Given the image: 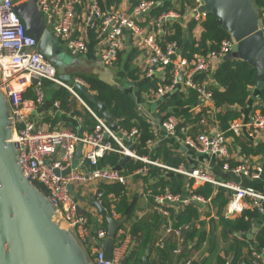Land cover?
I'll use <instances>...</instances> for the list:
<instances>
[{
  "label": "built area",
  "instance_id": "1",
  "mask_svg": "<svg viewBox=\"0 0 264 264\" xmlns=\"http://www.w3.org/2000/svg\"><path fill=\"white\" fill-rule=\"evenodd\" d=\"M19 0H0V90L7 97L12 112L13 141L19 151V163L24 174L32 181L41 183L47 190V195L57 206L59 212L73 228L80 239L90 244L96 264H121V246L130 242L131 236L126 228L118 230L117 237L121 244L114 248L111 260H106L101 246L107 236L106 228H99L96 236H92V229L86 213L76 197L77 188L90 183H120L128 184L130 175H148L149 167L153 164L176 173L186 175L195 181L210 182L225 187L233 192V201L227 216L231 217L237 212L243 211L250 199L255 205L264 200V194L257 193L252 187L238 185L237 183H223L216 181L206 170L198 168L192 171L183 166L170 167L158 161H153L147 156L139 155L134 147L139 141L140 131L138 127L130 130H114L104 117L99 116L89 104L74 89V85L65 82L58 76L57 66L47 59L39 49L36 38L29 35L22 18L16 13L15 6ZM38 8L45 18L48 26L52 28L54 35L65 45L73 57L87 55L88 42L81 36L75 35L74 23L78 7L86 4L87 22L99 33L103 34V43L99 52V59L106 66L111 67L117 63L118 55L126 46L125 33L129 31L138 39V44L146 49L149 55V69L146 77H153V68L165 69L173 64L174 71L170 83L162 82L154 90V97L163 100L178 91V85L184 84L186 89L192 88L199 93L201 100L212 101V85L208 74L214 59H223L232 49L233 40L222 41L218 50L208 54L197 52L189 61L181 57L178 44L174 41H166L165 48L153 35H149L147 29L138 22L148 16L158 2L143 0L135 5L130 13L117 10L114 7L103 8L101 0H36ZM206 12H196L193 19L201 23L206 18ZM179 17L174 12H165L155 18L157 34L164 36L165 24L168 20ZM264 31V19L262 28ZM176 56V57H174ZM205 74L201 80H195L196 74ZM33 79H37L34 83ZM48 80L56 85L67 88L75 98L79 99L85 108L94 116L97 123L92 132H83L67 129L65 127L54 128L49 123H39L31 118L38 107L46 98L44 81ZM166 81V80H165ZM79 82L88 87L86 82L76 77L74 83ZM73 83V84H74ZM33 88V97H25L28 89ZM55 108H61L59 101L54 102ZM181 120L171 115L161 122L166 134L170 137L177 135V129ZM250 130H264V113L256 112L250 119L233 120L228 128L233 136L241 137ZM254 131V132H255ZM256 133V132H255ZM252 134V133H250ZM131 140V144L127 142ZM82 143L86 147L82 150L80 161L75 163L77 146ZM186 145L194 147L201 153H210L221 159H229L230 151L227 143L226 131L218 133H201L195 139L186 140ZM117 152L121 155H129L130 158L141 160L145 163L132 174H126L124 170L112 166H100L99 159L106 153ZM77 164V166H75ZM226 168L230 167L228 163ZM70 168L67 174L64 172ZM233 172L243 173L254 178L264 177V169L260 166L252 171L248 165L241 164L233 167ZM111 197V208L115 212L114 196ZM103 202V193L96 191V201ZM210 198L187 192L175 194L169 190L154 195L155 208L161 213L170 216L169 208H184L190 203L205 204ZM193 229V223H187L179 227L173 225V219L166 222L164 233L156 241V248H164L168 236L177 239V247L174 252L181 254L186 242L185 233ZM264 246L260 251L253 252V264H264L262 261ZM188 261L187 263H189Z\"/></svg>",
  "mask_w": 264,
  "mask_h": 264
},
{
  "label": "crops",
  "instance_id": "2",
  "mask_svg": "<svg viewBox=\"0 0 264 264\" xmlns=\"http://www.w3.org/2000/svg\"><path fill=\"white\" fill-rule=\"evenodd\" d=\"M172 1L173 9L169 12H174L178 14L179 17L168 20L166 24L171 21H180L184 31L187 32L188 24L191 20H193L194 13L199 11L200 2L199 0H184V3L182 2V0ZM133 7L134 6L132 5L131 0H122L119 6L114 8L121 12L130 13ZM261 11L262 12L260 13V11L258 10V13L263 21L264 7L261 9ZM149 17L150 16L148 15L143 19L139 20L138 22L143 28L147 29L149 35H153L155 39L159 43H161L162 36L157 34L156 32L157 26L155 25V18ZM86 18L87 6L85 4L83 6L78 7L77 9L74 23V32L75 35L83 37L88 42L89 52L87 55L73 57L75 59V66L87 67L90 70L89 73L98 75L107 83L114 86H118L134 96L140 114L143 115L149 122H151L152 130L157 136L156 140L148 142L149 147H155L158 144L166 141L169 146L172 147V149H174L177 153L180 154V156L184 158V162H182L179 166H183L186 170L192 171L194 169L201 168L206 170L216 181H220L223 183L231 182L237 183L241 186L252 187L257 193L264 194V177L254 178L252 176L244 175L243 173L237 174L232 170L233 167L230 164L231 162L237 163L236 166L241 164L248 165L252 171L256 170V168L260 166L264 169V154L245 155L241 151L242 147L236 140V136H233L232 134L227 135V143L231 155L229 159H221L216 155L210 153H201L197 151V149H195L194 147L191 148L190 146L186 145L187 139H195L201 133H218L223 131L220 128L218 121L216 120V112L218 110L215 107L213 100L205 101L200 99L197 104L191 106L190 108H187L188 110L192 111L195 115L202 111H205V114L197 124L191 121L187 122L185 127L182 128L181 132H177L176 136H168L164 128L161 126V122L166 119L163 118L164 113H162L159 109L160 103L162 101L157 100V98L154 97L153 93L155 89H150L149 91H142L140 88L141 83L147 78L146 72L150 67L149 55L146 49H144L140 46V44H138V39L134 37L132 33L126 31V46L121 52L119 60L114 66H106L99 59V52L103 43V34L97 32L89 24V22H87ZM202 31L203 28L201 24H197L196 28L193 31V35L197 39H199L202 35ZM62 46L64 48V51H66L65 49L67 48L65 47V45L62 44ZM132 50L136 51V53L133 60L129 62V70L133 71L134 75L138 77L137 79L130 77L127 70L125 69L127 57ZM223 60L224 58H220L214 59L212 61L211 70L208 74V79L211 85L215 84L213 74ZM153 70L154 74L152 78L157 79L158 84L166 82L165 69L156 66V68H153ZM58 71L61 72V69L59 67ZM61 75H67V73H61ZM61 79H63L64 81L66 80V78L62 77ZM73 83L70 84L74 85ZM177 88L178 91H186V88L182 83L178 85ZM29 90L33 92L32 87L28 89L27 93L29 92ZM45 90L46 98L44 102L38 107L36 113H33L31 115V118L41 124L49 123L54 128L65 127L67 129L79 132V129L83 128L82 115L75 114L74 109L65 110L62 107L58 109L55 108V101H52L51 99L49 87H46ZM248 91L249 94L246 98L245 104L236 105L233 107L241 111V118L239 119H242L244 121L250 119L251 116L256 112H263L264 108V100L261 95V89L258 88V85L256 84L254 86H249ZM80 107L81 106L79 105V107L77 106L76 108L79 109L82 114L85 113V106L84 109L83 107ZM56 119L57 121L54 122ZM182 121L183 120H181V123ZM87 129L88 126L86 130H83V132H89ZM254 131L255 130H250V133L252 134L246 132L243 136L239 138L242 141L251 142L250 146L255 147L259 143L264 142V130L255 131L256 133ZM85 149L86 147L82 145V150ZM222 162L224 163L222 164ZM226 163L229 164V168L225 167ZM134 177L136 178L135 182L133 179ZM186 179L192 178L186 176ZM202 184L203 183L194 180V187H198ZM214 185H216V187H220V185L218 184ZM146 187L147 185L142 177H139L137 175L129 176L128 184L126 185L127 195L130 201L135 200V198H137V203L132 218L129 221L125 219L126 221L122 223L121 227L126 228L129 232L132 223L137 221L142 226V233L140 240H137L136 238L132 237V234L129 233V235L131 236L130 242L126 243L125 245H122L121 251L123 259L128 254L130 255L132 250H138V257H140L142 260L147 249H149V262L154 263L155 257L157 256L155 251L156 248L154 249L155 243L160 238L161 234L164 233V226L166 225V222H168L172 218L171 215H165L164 213H161L158 208H155V201H152L150 199L149 193L146 191ZM97 188V183H90L88 185H84L77 188L75 194L84 212L87 214H91L97 220L100 229H107L108 225L107 227L102 226L103 216L98 207L94 205V202L96 201ZM189 189V184H186L184 193L188 192ZM232 199L233 197L230 196L229 202L226 204V206L221 212H219V208L216 204H214L212 198H210L207 203L199 205V221L193 223V228L194 226L197 227L198 231L205 232L207 236L206 240H204L201 244L197 243V238H195L194 240L186 241L184 243L182 253L185 251L188 252V261H197L199 263L203 262L204 264H215L217 262L218 257L222 256L225 257L228 262H230V260L235 254L233 245L234 237H239L245 242V246L242 248L243 255L241 259L246 261L247 264H253V252L260 251V249L258 248L259 242L256 240V236L258 235L261 228L264 226V200H261L259 205H255L252 200L246 199V209H256L259 211L260 215L257 218L252 219V228L249 232H234L233 234H230L231 230L229 229V231L227 232L228 229L225 227L224 220L226 218L236 219L240 217L243 212H237L231 217L227 216L228 210L233 201ZM169 209H173L178 212L183 208L177 207ZM113 217L115 219L123 218L120 217V215L117 213L113 215ZM158 217H160L159 220H161L162 223L159 224V229L156 232L153 228L150 227V225H146L142 222L144 221L147 224H153L154 222H156L155 220ZM54 219L59 224V227L62 230L66 231L67 235H69V238L72 239V243H75L74 248L78 253L77 255L80 257V263L96 264L90 244H86L80 239L77 232L68 225V223L65 221L61 214H56L54 216ZM153 236H157L158 238L153 241ZM117 239L118 240L116 241L115 248L117 247V245H119L118 243L120 242V239L118 237ZM145 239H147L149 242L146 246L144 245V242L147 244V241ZM166 239H171L175 241V238L173 236H168ZM151 245H153L152 252ZM181 254L169 252V258L167 259L168 264H179L178 260ZM261 260L264 261V254H262Z\"/></svg>",
  "mask_w": 264,
  "mask_h": 264
},
{
  "label": "trees",
  "instance_id": "3",
  "mask_svg": "<svg viewBox=\"0 0 264 264\" xmlns=\"http://www.w3.org/2000/svg\"><path fill=\"white\" fill-rule=\"evenodd\" d=\"M122 0H101L103 8H110L112 6L118 7ZM143 0H131L132 5L135 6ZM158 2L156 7L152 9L149 14V18H158L161 14L168 12L173 9L172 0H154ZM184 3L185 1L182 0ZM256 7L262 12L261 9L264 7V0H256ZM197 24H201L203 31L199 39L193 35V31L196 28ZM166 34L161 38V44L165 48V42H176L178 44V49L181 54V57H186L191 61L193 56L197 52H202L203 54H208L210 51L218 50L221 46V43L225 39H232L231 34L223 27L222 23L218 20L211 12H207L206 18L198 23L194 19L191 20L188 24L187 32L184 31L180 21H171L168 22L165 26ZM136 51L132 50L128 57L127 62L125 63V69L127 70L130 77L137 79L138 77L134 75L133 71L129 70L131 62L135 56ZM118 55V59L120 58ZM176 57V56H174ZM58 69V67H57ZM174 67L173 64L165 68L166 72V82L170 83L173 77ZM61 74L58 71V76ZM74 77V78H73ZM70 80L66 79L65 81L70 83V81L76 77L83 79L91 92H93L98 102H102L106 107L114 121L118 124L120 129L130 130L133 127H138L140 131L139 141L135 144V151L139 155L147 156L153 161H158L162 164H165L170 167H178L184 158L180 156L169 144L164 141L158 144L155 147H149L148 142L157 139L155 132L152 130V124L149 122L143 115L140 114L138 110V105L134 96L118 86L111 85L100 78L98 75L93 73H76ZM206 77L205 74H196L195 80L201 81ZM213 79L215 84L212 85L211 89L213 92V101L215 107L217 108L216 120L219 123L220 128L223 131H226V135H231V132L228 131L230 122L241 118V111L233 108L236 105H244L246 98L248 97L249 86H254L258 82V71L257 69L250 64L249 62L242 59H233V60H223L213 74ZM44 86L49 87V92L52 101H59L61 107L65 110L74 109V113L82 115L83 117V129L86 130L88 126V131L92 132L97 121L94 116L87 110L85 113L77 109V101L74 95L65 87L61 85H56L51 81L45 80ZM45 87V88H46ZM158 80L154 78H146L140 85L142 91H149L150 89H157ZM81 97L89 104V106L101 117L103 116L102 111H100L97 106L86 98L83 94H80ZM261 95L264 100V88L261 89ZM25 97H33V92L29 90L25 94ZM200 101L199 93L192 88L186 89V91L179 90L171 96L165 98L160 103L159 109L164 113L163 118H167L171 115L177 116L179 119L183 120L182 123L178 126L177 132L180 133L182 128L185 127L187 122L198 123L200 119L204 116L205 111H202L198 114H194L192 111L188 110L191 106H194ZM264 113V108H263ZM57 119L54 121L56 122ZM236 140L242 147L241 151L245 155L250 154H264V142L259 143L257 146H250L251 142L242 141L239 137H236ZM123 155L117 152H109L103 155L99 159L100 166H112L116 167ZM224 162H222L223 164ZM232 167L236 166L237 163H230ZM145 165L141 160H135L131 158L124 166L123 170L126 174H132L135 170ZM149 167L148 175L142 176L147 185L146 191L149 193L150 199L154 200V195L163 193L166 190L171 191L175 194H186L184 193L185 185L189 184V191L204 196L205 198H212L214 204L219 208L221 212L226 204L229 202V197L233 192L225 187H216L213 183L206 182L198 187H194L193 179H186V176H183L179 173L174 172L160 166L153 164H147ZM188 182V183H187ZM35 184L40 188L44 193H47L45 187L39 183ZM98 191L103 193V206L108 211V214L113 216V211L111 208L112 202L110 201V196H114L115 200V212L124 217L129 221L134 213L136 208L137 198L130 201L127 195L126 185L120 183H98ZM188 191V192H189ZM199 204L190 203L186 205L182 210L176 212L173 209H169L171 218L173 219V225L175 227L182 226L187 223H196L199 221L200 209ZM90 227L92 229V236H96V232L99 229V223L91 215L87 214ZM260 215L258 210L244 209L241 216L236 219L226 218L224 220L225 227L231 230L230 234L234 232L245 233L249 232L252 228V219L257 218ZM160 217L156 218V222L150 225L151 228L156 232L159 229V224L162 223L159 220ZM125 220V221H126ZM108 220L106 217H103L102 226L107 227ZM129 233L132 234V237L137 240L141 239L142 226L139 222L132 223ZM207 234L203 231H198L197 227L185 233L186 241L194 240L197 238V243L201 244L206 240ZM155 241L158 237L153 236ZM174 237V236H173ZM174 240L167 239L166 246L164 248H156V257L154 263L152 264H168L167 259L169 258V252H174V249L177 247V239ZM118 240V239H117ZM144 242V245H148ZM256 240L259 242L258 248L261 249L264 246V226L259 231L256 236ZM121 244V241L118 243ZM234 251L235 254L233 258L228 262L225 257H218L215 264H247L246 261L242 260V248L245 246L244 240H241L239 237H234ZM198 246V245H197ZM153 245H151V252ZM188 252L185 251L179 257V264H204L203 262L199 263L197 261H188ZM183 258V259H182ZM149 262V264H151ZM127 264H142V260L138 257V250H132Z\"/></svg>",
  "mask_w": 264,
  "mask_h": 264
},
{
  "label": "water",
  "instance_id": "4",
  "mask_svg": "<svg viewBox=\"0 0 264 264\" xmlns=\"http://www.w3.org/2000/svg\"><path fill=\"white\" fill-rule=\"evenodd\" d=\"M200 12H211L217 16L223 27L231 34L233 45L224 60L242 59L252 64L258 71V88H264V31L263 21L256 7V0H199ZM16 13L22 18L26 31L38 40L42 54L57 67H74L71 55L66 63V55L59 39L47 25L36 0L19 1ZM70 80L71 76L61 75ZM36 83L37 79H33ZM74 89L83 94L102 111L112 129L118 124L107 110L98 102L90 89L74 83ZM0 100V264H81L72 239L59 227L54 216L61 214L46 193H43L23 172L19 163V151L13 141V119L11 107L2 92ZM3 106V107H2ZM6 108V111H5ZM3 109V110H2ZM83 128L79 133L83 134ZM131 144V140H127ZM133 148V145L130 146ZM82 143L78 144L75 163L80 161ZM124 156L116 169L122 170L130 160ZM70 168L64 174H67ZM200 205V203H197ZM103 217L108 220L107 236L101 241L104 257L111 260L117 241L118 230L125 218L115 219L108 214L100 201H95ZM63 217V216H62ZM147 249L142 264H149ZM129 254L121 264H127Z\"/></svg>",
  "mask_w": 264,
  "mask_h": 264
},
{
  "label": "rangeland",
  "instance_id": "5",
  "mask_svg": "<svg viewBox=\"0 0 264 264\" xmlns=\"http://www.w3.org/2000/svg\"><path fill=\"white\" fill-rule=\"evenodd\" d=\"M21 1H24V0H20V2ZM66 51H65V53H66V55L64 56V58H63V61H65L66 63L70 60V57H71V54H70V52H69V50L68 49H65ZM61 69V72H59L60 74L61 73H67V74H69L71 77H73L76 73H82V72H87V73H89V69L87 68V67H78V66H75V67H70V68H68V69H65V67H62V68H60ZM74 78V77H73ZM70 83H73V79L70 81ZM0 100L3 102V98H2V91L0 90ZM76 101H77V106L79 107V105L81 106V107H83V109H84V106H83V104L81 103V101L79 100V99H77L76 98ZM10 104V103H9ZM79 104V105H78ZM3 107V106H2ZM80 107V108H81ZM3 110V109H2ZM5 111H6V108H5ZM11 114H12V112H11ZM75 166H77V164H75ZM134 179V182L136 181V178L134 177L133 178ZM37 186V185H36ZM38 187V186H37ZM40 189V188H39ZM41 190V189H40ZM42 191V190H41ZM43 192V191H42ZM44 193V192H43Z\"/></svg>",
  "mask_w": 264,
  "mask_h": 264
}]
</instances>
